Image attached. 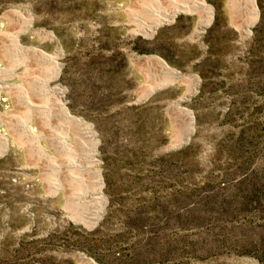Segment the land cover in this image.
I'll return each mask as SVG.
<instances>
[{"label":"rangeland","instance_id":"374dc122","mask_svg":"<svg viewBox=\"0 0 264 264\" xmlns=\"http://www.w3.org/2000/svg\"><path fill=\"white\" fill-rule=\"evenodd\" d=\"M164 1L0 0V68L12 71L0 83L15 86L0 93V264H264V0L253 22L247 0H205L211 19L198 32L196 15L177 11L180 40L165 44L140 31L146 6ZM161 45L197 61L174 80L144 61ZM18 86L92 130L103 199L92 223L56 190L70 191L67 156L46 136L65 129L57 111L29 112ZM17 116L35 140L10 136Z\"/></svg>","mask_w":264,"mask_h":264},{"label":"bare ground","instance_id":"6f19581e","mask_svg":"<svg viewBox=\"0 0 264 264\" xmlns=\"http://www.w3.org/2000/svg\"><path fill=\"white\" fill-rule=\"evenodd\" d=\"M165 2L168 3V7H170V8H168L166 6L168 9L164 8V10L166 9L165 11L163 9H162L163 11H161V10H159L160 8L157 9L156 6H152L150 4L148 6H146L147 10L149 11L148 13L151 15H150V18L146 22H143L144 24H141L140 31H142L144 34L148 35L149 37H150V35L153 34V32H154L153 29H154L155 25L160 24L163 21H169L171 19V17L174 15V13L177 11H181V12L188 13L191 15H193V14L196 15V17H197L196 18L197 19L196 25L198 28L195 27L194 29H196L197 32L204 25L208 24L210 19H211V8L205 2V0H165L164 3ZM247 2L249 3L250 13H251V15H250L251 17H250L249 22H253V21H255L256 16H257L256 5L254 3V0H247ZM145 11H146V9H145ZM15 13L17 15H19L20 19H22L24 22H26V21L28 22V19L24 18L20 14V12L18 13V11H15ZM7 36H8V34H7ZM10 37L13 40V43H14L13 46H15L18 50L20 49L19 51H22L23 49L21 48L17 37L16 36H10ZM18 50H16V51L18 52ZM24 50L34 53L35 56H36V54H38L41 58L48 60V61L50 60L51 63L52 62L55 63V60L53 59V57L49 56L47 53H45L43 51L36 50V48H34V47H29V48L24 49ZM35 59H36V57H35ZM145 60L149 61V63L156 61L164 69V71L167 72L168 76H170V77L172 76V78L174 80L178 76L176 71L172 68H169L160 57L146 56L144 58V61ZM56 68H57V66L55 65V69L53 70V75L56 74ZM52 69H53V67H52ZM7 73L12 74V71L9 69L0 68V76L7 74ZM46 77H48V76H46ZM26 78H28V77H26ZM40 79H42V78H40ZM165 80H166V78H165ZM39 81L40 80L38 79V81H36V82H39ZM191 81H193V85L197 84V78L196 79L194 78ZM39 83H43L42 89L46 90L47 92L62 91L58 87H55L54 90H52L53 88L52 89L50 88V90H49L46 82L40 81ZM13 87H15V86H13L12 84H8V82L6 83V82L2 81L0 83V93L3 92L6 95H10ZM151 88L152 87H150V89ZM17 91H16V93H17L16 101L19 104L24 105L26 108H28L29 112L43 113L44 115L50 116L51 111H54V110L57 111V114L54 113L55 111L53 113L58 116V118L60 119V121H58V122H61L60 126L64 127L65 129L64 130L57 129V132H52V133L51 132L47 133L48 132L47 131L46 136H49L51 138L52 142L56 145V148L57 147L60 148L62 150V152L67 156V159L64 162V167L66 170H68L66 178H67V183H69L68 188L70 189V191H68L67 188L64 189V187L61 185L56 187V190H59V189L62 190L63 196H64V198H66V200L68 202H70V201L74 202L75 204H78L82 208H84L83 209L84 212L81 210L82 212H81L80 216H78L79 219H81L82 221H84L87 224L92 223L97 218V216L99 215L100 208L103 204V199L99 194V187H100V183H101L100 173H99V170L97 168H93V164H94L95 159L93 158L92 155L95 152L96 141L93 137L92 130L90 129V127L88 126L87 123L83 122L81 119H79L77 117L70 115L66 106L59 99H53V101H52L51 100L52 98L49 97V96H51V94L48 95V98L49 99L51 98L50 102H47L45 104H40V103L32 102L26 94H24V95L22 94L23 95L22 96L21 95V89L19 86H18ZM43 93H44V95L46 94L45 92H43ZM56 95H57V93H56ZM42 100H40L41 103H42ZM182 110H183L182 112H184V115H186L188 118L187 119L188 128L186 127L187 130L185 132V134H187L192 130L193 116H192L191 111L186 110V109H182ZM51 119L53 120L54 118H51ZM55 120L57 121V119H55ZM12 124H13V126L10 127V136L13 139L16 138L17 133H20V134L23 133V134H25L26 137L28 136L27 138H30L32 140H35V138L38 137V133L33 128L34 125H33V127L30 126L27 122H25V119L22 116H19V117L17 116V118L14 120V122ZM52 124H54V123H52ZM7 130H9V129H7ZM41 133H42V131H41ZM43 134H44V132H43ZM7 136L8 135H6V134H0V142L3 144L4 147H5L7 140H8ZM181 138H183V137H181ZM181 140L182 139H180V137H177L173 141V145L177 144ZM37 147H38V150L41 149V146L38 145ZM76 151L80 154L78 156V158L80 157V160L75 159V155L77 153ZM77 161H80V163H78ZM58 168H59V170L57 169V171H61V172L63 171V168L62 169H61V167H58ZM82 171H84V173L85 172L87 173V175H88L87 179L84 178V176L80 175V173ZM78 172H79V174H77ZM64 182H66V181H64ZM67 183H66V185H67ZM88 187L90 188V190L88 189ZM85 261L88 264H97L96 262H94L90 258H85Z\"/></svg>","mask_w":264,"mask_h":264},{"label":"crops","instance_id":"0c3cea01","mask_svg":"<svg viewBox=\"0 0 264 264\" xmlns=\"http://www.w3.org/2000/svg\"><path fill=\"white\" fill-rule=\"evenodd\" d=\"M170 21H164L163 23L157 24L154 28V34L152 36L149 37V40L155 39L158 41H163V43H167V41L170 39L172 42L174 41H179L180 40V36H179V32H177L176 29V25H172L171 22L169 25ZM168 23V24H167ZM166 25H169L167 27H165ZM170 34V36H169ZM176 35V36H175ZM151 45V43H149ZM174 48V47H173ZM175 48H180V45L175 46ZM173 50V49H172ZM150 56H157L160 57L164 63L169 67L172 68L176 71V73L178 74L180 71L185 70L186 68L185 65H194L195 62L197 61V59L195 58V56H193V58L191 60H188L185 64H182V61L176 57L173 56V53L171 52V50L169 48H167L166 45H161L157 48V50H153L149 52ZM154 64H156L157 68H160L161 70H164L156 61L153 62ZM184 65V66H183ZM168 75V74H167ZM166 77V76H165ZM163 79V78H162Z\"/></svg>","mask_w":264,"mask_h":264}]
</instances>
